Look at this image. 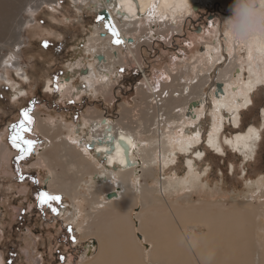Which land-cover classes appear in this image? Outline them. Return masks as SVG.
I'll use <instances>...</instances> for the list:
<instances>
[{
  "label": "rangeland",
  "instance_id": "rangeland-1",
  "mask_svg": "<svg viewBox=\"0 0 264 264\" xmlns=\"http://www.w3.org/2000/svg\"><path fill=\"white\" fill-rule=\"evenodd\" d=\"M108 1L114 8H118V1ZM93 2L95 0H89V3L88 0H0V51L5 60L0 66V143L2 140L5 146V150L0 153V264H82L85 255L90 260L98 251L97 239L93 236L84 239L80 228L84 225L86 212L91 208L89 202L86 198L82 199L81 207L85 213L83 210L79 211L81 216L79 215L77 220L70 219L71 215V217L74 216L72 211L77 213V209L73 207L75 201L61 189L55 191L52 189L57 173L66 172L71 175L76 174V171L73 172L68 165H60L54 172L38 164L40 145L44 144L46 139L37 130L40 122L44 124H49L50 121L54 124L63 122L67 126L62 132L68 143L70 140L73 146L83 144L87 148V145L91 144L90 129L84 130L79 136L73 135L71 130L80 133V127L85 118L95 111L104 113L103 116L117 124L124 110H127L125 109L127 106L130 109H128L130 121L133 123L136 120L135 125L132 126L135 133L139 131V134L140 132L143 134L145 130L144 135L140 134L145 138H150L148 136L153 134L154 127L165 135L170 128L179 126L178 119H193L194 125L188 124L184 136H194L190 132L196 133L195 125L201 131L202 145L197 146L193 152H202V159L205 153L207 154L205 162L195 161L196 172H199L198 180H203V183L196 188L190 198H184L181 190L175 192L176 195L175 193L170 195L167 190L165 193H158V197L165 206L174 204L175 201H178L181 206L198 201L225 207L235 204H252L256 206V211L264 220V107L260 108L263 106L260 103H264V86L252 90L248 95L253 101L248 110L244 106L245 99L239 98L243 107L241 110L244 111L240 110L242 112L240 125V117H234L230 111L223 110L222 122H225L226 128L220 133L221 141L219 139L215 147L209 143L214 113H216L215 99H219L224 83L232 76L231 85L237 89L236 91H241L243 82H247L249 77L246 45L235 43L226 34L222 24L223 19L230 16L233 2L231 0L230 2L198 0L199 4L192 7L189 13L185 9L176 13L160 11V17L164 15L165 18L159 21V24L154 21V16L149 18L148 14L134 19V31L130 32L129 37L132 40L134 38L141 45L148 44L141 48L145 75L152 83L163 81L160 90L162 96L152 95L150 92L140 94L131 86L119 89L122 85L120 78L126 73L136 80L143 79L142 75L134 69L136 62L128 57L121 58L119 65L115 66L116 74L112 76V86L109 88L111 90V87L115 85L117 87L108 92L111 97L107 95V98L105 94L97 97L94 92V88H102L103 82L100 76L98 86L91 89L87 83L81 84L78 79L75 85H84L89 95L76 100L74 90L69 93L70 97L67 93V81L71 77V69L74 62L80 59L84 61L83 64L97 62L94 54L87 50L88 42L91 41L93 44L99 36L101 31L99 29L106 25L101 24L96 27L101 22L100 18L110 17L109 14V16L101 14V9L97 11L95 9L97 7L92 6ZM201 11L207 12L206 20V17L201 15ZM195 14L196 17H194ZM189 15L190 18L185 22ZM136 21L137 24H135ZM183 21L185 24L180 27ZM27 23H30L29 27L25 26ZM143 24L147 27L146 31L143 29ZM3 26H10V32L5 31ZM199 26L205 29L201 33L198 32ZM179 27L180 29H177ZM104 29L107 28L104 27ZM21 33L22 37H20ZM16 42L19 43L18 47ZM205 45L210 46L208 54L207 52L205 54ZM235 55L239 58H235ZM176 57L178 62L174 63ZM83 66L82 62L77 65L78 68ZM168 68L169 72H167ZM224 71L228 72L221 79L220 76ZM200 77H204L206 86L204 85L202 96L195 101L192 100L186 113L180 116V109L176 110L178 111L176 115L167 117L168 119L163 122L164 125L156 122L159 127H151L148 123H143L142 117L146 115L148 108L152 110V106H158L160 114L165 113L164 98L161 97L166 95L168 97L167 93L171 94L172 91L180 94L189 84L190 79L196 82ZM218 84L221 86L218 87ZM60 85H64L61 89L62 94L58 89V87L61 88ZM47 86H51V89H47ZM156 98L159 100L156 101ZM184 102L185 100L182 103ZM195 107L198 109L195 110ZM25 108L31 109L30 115L34 118L33 132L26 135L39 142L34 152L21 161L17 160L18 151L10 143L9 129L11 124L22 118L21 111ZM201 118L203 119L200 122ZM245 123H250L248 127L254 126L259 129L262 135L258 143L252 142V144H258L253 145L254 151L246 154L228 144V139L234 138L239 130L238 126L240 131H247L248 127L243 126ZM85 132L86 135H84ZM178 151L179 149H176L175 152ZM88 152L96 164L102 167L103 163L100 159L104 154L93 156L94 148L88 149ZM187 156L193 159L194 154H187ZM187 156L183 152H178L173 157L171 154L163 157L162 162L166 165L163 168L161 163L157 166L154 176L148 178L150 186H159L171 176L185 178L189 171L188 166L186 167ZM89 178V175L82 176L79 182L78 190L82 195L89 194L88 190H91V186L86 183ZM141 182L144 183V180ZM39 191H48L62 196L60 204L53 202L59 210L58 214H54L47 206L43 208L39 206L36 199ZM141 211L140 206H134L130 208L129 214L131 221L135 224L136 234L146 247L145 252L148 255L150 247L142 239L143 234L139 231L140 221L137 219ZM91 247L93 250L90 254ZM258 254L259 252H255L252 258H258ZM239 258L237 256V259Z\"/></svg>",
  "mask_w": 264,
  "mask_h": 264
},
{
  "label": "bare ground",
  "instance_id": "bare-ground-1",
  "mask_svg": "<svg viewBox=\"0 0 264 264\" xmlns=\"http://www.w3.org/2000/svg\"><path fill=\"white\" fill-rule=\"evenodd\" d=\"M116 1L119 3L118 8H114L108 0H95L92 6L97 7L95 8L97 11L101 9V12H107V15H110L109 20L103 19L101 23H113L124 43L122 45L114 44L111 33L108 29H104L105 25L99 29L101 31L96 41L93 44L91 41L88 42L89 47L87 50L97 56L95 58L97 62L83 64L84 61H81V59L74 62L75 64L70 72L71 77L67 81V93L69 94L74 90L76 100L83 98L80 92L84 91L85 86L81 84L87 83L90 89L94 88L98 86V77L100 76L101 82H103L102 88L96 87L94 92L97 97H100L101 94H105L107 98V95L111 97L108 92L115 90L117 85L111 87V90L109 86H112V76L116 74L115 66L119 65L121 58H132L136 62L134 69L141 70V43L129 37L130 32L134 31L133 21L135 18L148 14L149 18L154 16V21L159 24V21L165 18L164 15L160 17V11L168 13L174 11L176 13V11L185 9L189 13L190 9L192 11V7L197 6L198 3V0ZM151 6L153 7L151 8ZM137 23L136 21L135 24ZM28 24L30 23L25 26L29 27ZM121 25H124L126 29L124 30V26L121 27ZM3 29L10 32V26H3ZM143 29L147 30L144 24ZM22 30L24 29L22 28ZM22 33L20 37H22ZM14 35L16 36V33ZM15 44L18 47L19 43L16 42ZM248 44H245L248 54V81L243 82L241 91H236L237 89H234L231 85L232 76L224 83V92H221L219 99H215L216 113H214L209 136L211 146L218 145L219 139L221 141L220 133L225 131L226 128L225 122H222L223 110L230 111L234 117H240V110L243 107H241L242 103L239 98L243 97L245 99L244 106L248 107L252 101V97L248 96L250 92L264 86V42H250ZM205 47V54L206 52L208 54L210 46L205 45ZM234 50L236 49L234 48ZM17 53L20 59L19 49ZM205 54L203 53V55ZM99 56H102L100 62L97 59ZM234 57L239 58L237 55ZM3 59L4 57L0 51V66L5 61ZM79 62H82L84 66L78 68ZM177 62L176 57L174 63ZM83 69L84 72L81 74ZM167 72H169V68ZM227 72H222L220 78L225 77ZM147 78L148 76L143 75V79L139 81L137 86L135 85L136 91L138 90L140 94L150 92L152 95L162 96L160 90L163 81L155 83V80H153L154 83H152ZM78 79L81 84L76 86L75 83ZM193 80H189V84L180 94L172 91L171 94L167 93L168 97L167 95L161 97L164 98V114L159 113L158 106H152V110L148 108L146 115L142 117L143 123L146 122L151 127H159L160 123L163 124L166 119L174 117L178 112L176 110L180 109V116L186 113L192 100L195 101L200 98L206 86L204 77H200L196 82ZM60 87L61 90L64 85H60ZM64 95L67 94L64 93ZM182 99L185 100L184 103H182ZM125 109L127 110H124L125 112L117 124L103 116L104 113L95 111L85 118L83 125L80 127V133L71 130L73 135L79 136L84 130L90 129L89 140L95 149L93 156L98 153L104 154L100 159L103 163L102 167L96 164V161L88 152V149L91 150L89 148L90 144L87 145V149L83 144L73 146L70 144V140L68 143L62 132L67 126L65 123L58 122L54 124L50 121L49 124L40 122L38 125L37 130L46 139V142L40 145L38 164L48 167L54 172L60 165H68L69 169L73 172L76 171V174L72 173L71 175L66 172L57 173L56 181L52 184L54 191L61 189L75 201L73 207L77 209V213L72 211L74 216L71 217V215L70 219H78L81 214H79V211L83 210L81 207L82 199L86 198L91 206L85 214L84 225L80 228L84 239L91 236L97 239L99 248L90 260L85 255L82 264H237V262H240L239 264H264V220L256 211V206L252 204H235L231 207H225L203 201L185 206H181L178 201H175L174 204H166L167 206H165V203L158 197V193H165L167 190L170 195H174L175 192L181 190L184 198H190L196 188L203 183V180H198L199 172H196L197 166L195 165L197 160H203V153L193 152L197 146L202 145L203 136L201 131L195 125L196 133L190 132L194 136H184L188 124L192 123L194 125L193 119H178L179 126L173 127V129L170 128L166 132L167 134L164 133L165 135H162V132L154 127L153 134L148 136L150 138H145L142 137L145 130L143 134L140 132L142 135L139 134V131L135 133L132 126L135 125L136 120L132 123L129 108L125 106ZM197 109L195 107V110ZM150 111L151 113H149ZM220 115L222 117H219ZM142 118L140 119L142 120ZM203 118L200 119V122ZM156 122H159V125ZM238 128L235 137L228 139V144L245 154L250 151L253 152L252 149L256 144H252V142L256 141L258 143L260 137H262L259 129L251 126L248 127L247 131L242 132L239 126ZM84 135H86V132ZM56 139L58 141H55ZM122 142L127 144L129 148L127 153ZM176 149H179L178 152L180 153L183 152L185 156L194 154L196 158L190 159L187 156L186 167L189 168L187 176L185 178L171 176L159 186H150L148 178L154 176L157 166L160 163L162 168L166 165L163 164L162 158L170 154L172 157L177 155ZM4 150L5 146L1 140L0 153ZM78 174L80 175L78 176ZM87 175L90 178L86 183L91 186V190H88L89 194L82 195L78 190V185L82 180V176ZM143 180L144 183L141 182ZM251 186H253L252 183ZM109 194H114L111 199L108 198ZM77 206L79 207L77 208ZM134 206H140L142 209L137 219L140 221L139 231L143 234L142 239L150 247L148 255L145 252L146 247L136 234L135 224L130 218V208ZM83 211L85 213V210ZM255 252H259L256 259L252 258ZM237 256L241 258L237 259Z\"/></svg>",
  "mask_w": 264,
  "mask_h": 264
},
{
  "label": "clouds",
  "instance_id": "clouds-1",
  "mask_svg": "<svg viewBox=\"0 0 264 264\" xmlns=\"http://www.w3.org/2000/svg\"><path fill=\"white\" fill-rule=\"evenodd\" d=\"M230 12L222 24L235 43L264 42V0H233Z\"/></svg>",
  "mask_w": 264,
  "mask_h": 264
},
{
  "label": "snow or ice",
  "instance_id": "snow-or-ice-1",
  "mask_svg": "<svg viewBox=\"0 0 264 264\" xmlns=\"http://www.w3.org/2000/svg\"><path fill=\"white\" fill-rule=\"evenodd\" d=\"M103 21V18H100ZM108 31L113 37L114 44L124 43L123 39L120 37V33L115 25L108 23L105 25ZM31 109L25 108L21 111V119L18 122H15L10 125V135L9 140L13 148L18 151L17 160H25L29 157L35 150V146L39 142L37 139L28 138L26 134L33 132L34 118L30 115ZM23 177H21L22 179ZM39 183V181H36ZM39 206L42 208L47 206L51 209L54 214H58V208L54 206L55 204H60L62 201V196L59 194H52L48 191H39L36 195ZM71 231V229L69 228Z\"/></svg>",
  "mask_w": 264,
  "mask_h": 264
},
{
  "label": "flooded vegetation",
  "instance_id": "flooded-vegetation-1",
  "mask_svg": "<svg viewBox=\"0 0 264 264\" xmlns=\"http://www.w3.org/2000/svg\"><path fill=\"white\" fill-rule=\"evenodd\" d=\"M227 1H229L230 2V0H227ZM232 2H233V0H231ZM203 5H206V4H203ZM196 7V6H195ZM209 9H212V8H209ZM198 13V12H197ZM196 13V14H197ZM201 13V15L203 16V17H206V14H207V12H200ZM101 14H107V12H105V13H103V12H101ZM195 14V16L194 17H196L197 15ZM209 15V14H208ZM188 18H190V16H188L187 17V19L185 20V22L188 20ZM208 18V16L205 18V20ZM104 19H107V20H109L108 18H104ZM102 22V21H101ZM99 23L98 25H96V27H98V26H100L102 23ZM185 22H183L181 25H180V27H183V25L185 24ZM216 22V21H215ZM215 22H214V24H215ZM205 24H206V22H205ZM180 27L179 28H177V29H180ZM89 28H91V27H89ZM205 29L203 28V27H201V26H199L198 27V32L199 33H201L202 31H204ZM73 32V31H72ZM71 32V33H72ZM100 34V33H99ZM102 35V34H101ZM150 45L152 44L151 42L149 43ZM146 45H148V44H146ZM142 46H144V44H142L141 45V48H142ZM95 58L97 57L96 55H93ZM140 56H141V60L143 61V54L141 53V49H140ZM98 59V61L100 62V60H99V58H97ZM141 61V63H142V68H141V70L140 69H136L138 72H139V74L140 75H142V77H143V75H145V71H144V67H143V62ZM83 72H84V69L82 70V73L81 74H83ZM141 79H138V80H136L135 78H131V76H130V74L129 73H126L125 75H123L122 76V78H120V82L122 83V85H120L119 86V89L120 90H122V89H126L127 87H132V89H135L136 87H135V85L137 86V84L139 83V81H140ZM130 83V84H129ZM52 86V85H51ZM51 86H47V89H51ZM125 86V87H124ZM57 87V86H56ZM58 89H59V87H58ZM60 90V89H59ZM85 91H83V92H80V95H82V97H88L87 95H89L88 94V92L86 91V89H84ZM60 92H61V94H62V90H60ZM115 92V91H114ZM46 93V92H45ZM81 97V98H82ZM96 103H97V101H96ZM101 103V102H100ZM108 118V117H107ZM110 120H112V119H110ZM201 126V125H200ZM1 139V138H0ZM95 150V149H94ZM96 155H99V153L98 154H96Z\"/></svg>",
  "mask_w": 264,
  "mask_h": 264
},
{
  "label": "trees",
  "instance_id": "trees-1",
  "mask_svg": "<svg viewBox=\"0 0 264 264\" xmlns=\"http://www.w3.org/2000/svg\"><path fill=\"white\" fill-rule=\"evenodd\" d=\"M252 102L253 101H251V104L249 105V106H252ZM262 102V101H261ZM260 105H263L262 107H260V108H263L264 107V103H260ZM247 107V109L246 110H248L250 107ZM242 111V110H241ZM242 112H244V111H242ZM241 112V113H242ZM240 122H241V114H240V119H239V125H240ZM243 126L246 128V127H248V126H250V123H245V124H243ZM205 152V151H204ZM206 158H207V154L205 153V157H204V159H203V161L202 162H205L206 161ZM215 172H216V170H215Z\"/></svg>",
  "mask_w": 264,
  "mask_h": 264
},
{
  "label": "water",
  "instance_id": "water-1",
  "mask_svg": "<svg viewBox=\"0 0 264 264\" xmlns=\"http://www.w3.org/2000/svg\"><path fill=\"white\" fill-rule=\"evenodd\" d=\"M102 36H103V34H102ZM131 42H132V40H131ZM98 58H99V60L101 61L102 56H99ZM220 86H221V84H218V87H220ZM122 145L124 146V148H125V150H126V153H127V152H128V149H129L128 146H127V144H125L124 142H122ZM89 148H90V149H93V148H94L93 144H90V145H89ZM112 195H114V194H109V195H108V198L111 199V198H112Z\"/></svg>",
  "mask_w": 264,
  "mask_h": 264
}]
</instances>
